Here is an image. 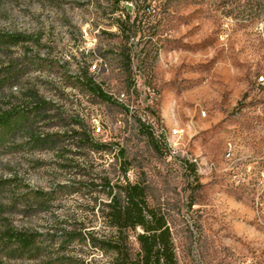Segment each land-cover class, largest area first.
Here are the masks:
<instances>
[{
	"label": "rangeland",
	"instance_id": "1",
	"mask_svg": "<svg viewBox=\"0 0 264 264\" xmlns=\"http://www.w3.org/2000/svg\"><path fill=\"white\" fill-rule=\"evenodd\" d=\"M0 30L25 38L0 44V264H114L127 181L178 264H264V0H0Z\"/></svg>",
	"mask_w": 264,
	"mask_h": 264
},
{
	"label": "trees",
	"instance_id": "2",
	"mask_svg": "<svg viewBox=\"0 0 264 264\" xmlns=\"http://www.w3.org/2000/svg\"><path fill=\"white\" fill-rule=\"evenodd\" d=\"M115 6L120 5L121 0H112ZM130 17L126 21H129ZM124 20H120L123 22ZM121 33L127 34V30L117 23ZM135 35V33H134ZM131 37L130 36H126ZM25 42V38L19 35L5 33L0 30V44L17 45ZM88 89L99 99L111 102V98L92 81L88 83ZM20 112H8L0 115V127L10 128L15 117ZM153 146L156 147L158 141L151 135ZM101 145L99 149H103ZM123 155V151H120ZM198 182L197 168L195 164L188 166ZM7 180L0 181V188L7 184ZM124 199L112 195L110 204V223L115 229V235L111 242V248L115 253L114 264H178L175 244L169 226V221L162 213V210L149 205L145 188L140 183L127 181L119 186ZM195 204L194 199L191 206ZM140 229V232L137 231ZM2 239L11 244H18L23 249L33 246L35 237L31 234L8 228ZM134 243L137 247L134 246Z\"/></svg>",
	"mask_w": 264,
	"mask_h": 264
},
{
	"label": "built area",
	"instance_id": "3",
	"mask_svg": "<svg viewBox=\"0 0 264 264\" xmlns=\"http://www.w3.org/2000/svg\"><path fill=\"white\" fill-rule=\"evenodd\" d=\"M97 128H100V127H97ZM177 132H180V131H176L175 132V135ZM232 150H233V146L232 144L230 143V146H227V156L229 157L230 155H232Z\"/></svg>",
	"mask_w": 264,
	"mask_h": 264
},
{
	"label": "bare ground",
	"instance_id": "4",
	"mask_svg": "<svg viewBox=\"0 0 264 264\" xmlns=\"http://www.w3.org/2000/svg\"><path fill=\"white\" fill-rule=\"evenodd\" d=\"M177 134V133H176Z\"/></svg>",
	"mask_w": 264,
	"mask_h": 264
}]
</instances>
